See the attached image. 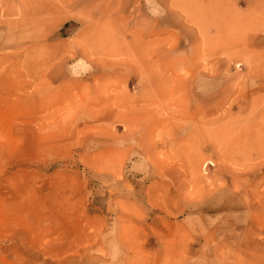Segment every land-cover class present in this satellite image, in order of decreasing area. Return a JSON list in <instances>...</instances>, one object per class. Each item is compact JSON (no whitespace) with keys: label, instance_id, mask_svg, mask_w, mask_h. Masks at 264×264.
Returning a JSON list of instances; mask_svg holds the SVG:
<instances>
[{"label":"rangeland","instance_id":"374dc122","mask_svg":"<svg viewBox=\"0 0 264 264\" xmlns=\"http://www.w3.org/2000/svg\"><path fill=\"white\" fill-rule=\"evenodd\" d=\"M164 54L195 78L141 79ZM259 114L264 0H0V264H264Z\"/></svg>","mask_w":264,"mask_h":264},{"label":"bare ground","instance_id":"6f19581e","mask_svg":"<svg viewBox=\"0 0 264 264\" xmlns=\"http://www.w3.org/2000/svg\"><path fill=\"white\" fill-rule=\"evenodd\" d=\"M185 19H186L185 22H187V24H188L189 21H188L187 17ZM163 56H166V58H167L166 61H163V59H159L158 62H154V61H148L145 57L140 58V59L134 58L132 61L137 65V67H139L145 71L146 70H152V72L157 71L155 73L156 75H154L153 77H150V73H148L147 71H146V73H140V78L145 79V80L151 79V80L157 81V82H162V81L163 82H166V81L171 82V84H172L171 88H173V89H176V86L179 85L180 83H184L185 80L191 82L192 79L195 78L194 74L191 72L190 68L187 70V72L184 73L183 76L177 75L175 72H171L172 66L170 64H166V62H168V58L171 57V55L170 54H164ZM213 57L214 56H210L209 58H213ZM181 58H183L182 55L176 56V59H181ZM157 59H158V57H157ZM141 60H145V62L142 63ZM133 62H132V65L134 66L135 64ZM168 73H170V74H168ZM171 93H174V90L171 91ZM164 98H165V94H163V95L157 94L155 99H159L160 102H163ZM159 105H160V107L162 106V104H159ZM139 114H141L140 111H139ZM136 115H137V110L135 112L131 110V111H129L128 114H126V113L124 114V116H126V119L130 118L129 121L132 118L137 119ZM154 117H160V112L158 110H157V113ZM180 122L181 121L179 119H175L169 126L166 125V129H167L168 133L171 135V137H172V135L174 136V132L177 128V125H179ZM132 125H133V123H132ZM240 127L244 130V132H241L240 135L237 136V137H239V139L232 141V143L235 147L240 148V146L241 147L243 146V142H241V141H244V139H245V140H247L246 145L249 147H245V149L243 150L244 152L241 151L236 156L239 159H235V160L233 159L232 161L235 164L241 165V167H243L244 170H247L248 167H249V169H252L249 166V164H247V163H249L250 161H254V160L258 161L262 158L261 149L259 147H253V145H252V141L259 142L260 139H263L264 130L262 127V117L259 114L258 117L253 118L252 121L245 122ZM251 139H254V140H251ZM134 142L136 143L137 148L139 150L144 148V146L147 145V143H148L145 138H141V137L139 139H134ZM174 145H176V147H178L180 145V143H178V142L175 143V141H173L172 139H169V140L161 143V146L163 148L167 147V148H170L172 150L175 148ZM143 152H145V151H143ZM140 153L145 154L142 152H140ZM142 159L138 158V156H134V160L136 162L144 163L143 164V166H145L144 168L147 167L150 170H152V169L157 170V169H164L165 168V165H160L159 163L154 162V160L152 159V157L149 154L142 157ZM188 168H190V170H192V172H194L195 175L199 174L196 164L194 165L193 163H190L188 165ZM260 169H261L260 166H258L257 170H260ZM195 170H197V171L195 172ZM133 171H134V169H133ZM198 177L203 184L206 183L207 181H211V183H212L211 190L214 189V183L216 181V177L214 175L208 174L206 177L202 176V175H200V176L198 175ZM147 178H149V177L146 176L145 179H147ZM219 194L220 193L217 192L216 196ZM221 195L223 196L225 194H221ZM221 195H219V197ZM216 203H218V204H217V206L214 207L215 209H210L213 212H215V210L218 211V210H226V209L236 210V209H238V206H239L237 204V202H235L234 200L230 201L227 196L224 199H217ZM253 206L255 207L256 205L253 204Z\"/></svg>","mask_w":264,"mask_h":264}]
</instances>
